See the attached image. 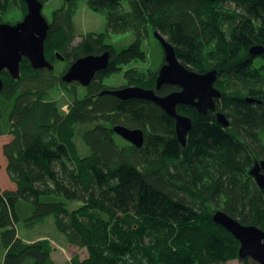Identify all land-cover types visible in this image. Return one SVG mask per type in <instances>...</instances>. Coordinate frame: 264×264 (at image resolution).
Segmentation results:
<instances>
[{"label": "trees", "instance_id": "1", "mask_svg": "<svg viewBox=\"0 0 264 264\" xmlns=\"http://www.w3.org/2000/svg\"><path fill=\"white\" fill-rule=\"evenodd\" d=\"M77 1L65 0L49 21L46 58L56 65L60 53L68 61L59 76L34 70L26 59L18 81L7 71L1 76L0 104L10 110L2 121L0 107V136H12L3 153L15 185L0 190L3 264H56L50 240L26 242L17 230L20 223L33 228L51 216L69 245L87 251L72 264H260L240 259L239 241L213 217L222 211L264 230V188L250 173L264 159V66L251 68L257 56L250 53L255 46L264 49V0H86L107 30L75 45ZM12 8L21 12L16 22L6 19ZM26 13L23 0H0V23L15 25ZM155 33L188 70L228 75L230 91L223 92L219 111L229 127L218 122L216 112L202 115L178 106L193 122L183 146L175 120L155 103L100 95L111 89L106 78L147 61L143 45L153 35L161 64L146 72L130 68L123 87L156 88L165 53ZM127 34L134 41L126 48L109 42ZM105 52L108 68L82 88V97L80 85L70 90L62 82L76 60ZM58 84L70 90L67 111L51 98ZM175 90L164 85L157 94ZM118 125L143 130V145L117 142ZM76 137L87 156H81ZM68 203L79 207L71 210Z\"/></svg>", "mask_w": 264, "mask_h": 264}, {"label": "water", "instance_id": "2", "mask_svg": "<svg viewBox=\"0 0 264 264\" xmlns=\"http://www.w3.org/2000/svg\"><path fill=\"white\" fill-rule=\"evenodd\" d=\"M70 1V0H67ZM214 2L215 0H207ZM27 6V13L23 21L13 25L0 23V92L4 89L2 73L7 71L14 80L21 78V64L28 60L34 70L47 69L53 71L55 66L49 62L45 55V42L50 30V24L43 15L44 3L39 0H23ZM156 39L161 44L166 63L162 66L155 89H145L136 86H125L117 89L105 90L100 95H112L122 100L142 99L155 103L165 113L175 120V130L178 141L186 145V137L191 130L193 122L186 115L179 114L177 107L191 105L198 113L206 115L208 111L215 109V98L221 94L214 87L217 80V72L198 74L188 70L177 58L174 47L159 33H155ZM263 47H252L250 53L253 56L262 55ZM56 57L64 60L60 53ZM110 62V53L101 55H88L76 60L67 72L62 76V82L71 84L79 83L89 86L97 73L105 71ZM173 85L181 88L165 96L157 92L164 85ZM249 103L253 100L247 99ZM218 122L224 127L230 123L224 114L217 115ZM114 132L140 148L144 142V131L141 129H129L118 125ZM260 188H264V159L256 162L250 171ZM213 220L215 223L227 229L240 243V259L251 258L260 264H264V230L252 225H243L232 216L219 211Z\"/></svg>", "mask_w": 264, "mask_h": 264}, {"label": "rangeland", "instance_id": "3", "mask_svg": "<svg viewBox=\"0 0 264 264\" xmlns=\"http://www.w3.org/2000/svg\"><path fill=\"white\" fill-rule=\"evenodd\" d=\"M65 3V0H49L44 5L43 15L49 21L53 18V12L60 9ZM13 11L9 12L8 17L6 18L8 21H18L21 17V12L16 8H12ZM74 16V26H75V45L79 43L86 35L91 33H102L107 30V22L104 17L94 13L91 11L87 5L86 0H78L77 8ZM154 36V35H153ZM153 36H151L148 40L145 41L143 45L144 51L148 54V59L146 62L141 63H131L127 66L122 67V71L113 74L112 76L106 78L104 80V84H107L108 87L116 86L122 87L126 84V80L124 78V73L130 68H138L142 72H146L149 69H157V67L162 62V50L158 47L156 41ZM134 41V37L132 34H127L123 36H112L109 40L111 44H114L117 49H123L128 47ZM74 45V44H73ZM66 57L64 60L56 58V65L53 71L50 74L54 77L60 75L62 70L66 67ZM18 81V80H17ZM61 82V81H60ZM94 82V80L92 81ZM92 82L90 85H92ZM64 83V82H63ZM66 84V83H64ZM69 86L70 90H73V85H80L79 83L73 82L71 84H66ZM89 85V86H90ZM67 86V87H68ZM87 86V87H89ZM80 97L85 93L82 88H87L85 86L80 85ZM66 87L64 88L62 84H58L51 91V98L56 100L62 107L64 111H67L69 104L72 101V97L70 94L68 95V91ZM102 92V91H101ZM0 107L3 109L4 116L2 121H4L7 117V110L9 112L10 108L7 104H0ZM0 108V112L2 109ZM12 139L10 135L0 136V190L5 191L8 189H15V185L10 180L7 174V160L3 153V147ZM117 142L120 144H124V140L119 136L116 137ZM75 142L80 150L81 156L85 157L89 154L88 148L84 145L80 137L75 138ZM69 209H75L79 207V204L68 203ZM18 234L21 239L26 242H35L42 239H48L51 241V244L54 248L53 258L56 264H72V260L74 257L78 256L81 260H84L87 257V251L85 249H79L77 247L71 246L66 241L63 234H61L55 227L54 218L47 217L43 222L37 224L33 228H27L22 223L17 226ZM1 234V231H0ZM4 258V248L1 244L0 240V264H3ZM227 264H240L239 261H231Z\"/></svg>", "mask_w": 264, "mask_h": 264}, {"label": "flooded vegetation", "instance_id": "4", "mask_svg": "<svg viewBox=\"0 0 264 264\" xmlns=\"http://www.w3.org/2000/svg\"><path fill=\"white\" fill-rule=\"evenodd\" d=\"M165 63H166V61H165ZM164 63V64H165ZM55 65V64H54ZM264 66V59L262 58V56L260 55L259 57L257 56L256 58L255 57H253V61H252V64H251V68H253V69H261V67H263ZM40 70H44V69H40ZM45 70H47V69H45ZM212 71H216L217 72V80H216V82H215V84H214V87L217 89V91H219V92H221L220 94V96L219 97H217V98H215V109L213 110V112H216V114H219V113H221V111H219V110H222L221 108H220V106H219V103H220V99L222 98V94H223V92H225V91H230V89H228L226 86V84H225V82H224V79H226V77H228V75H226V74H224V73H221L220 72V70L219 69H211V70H209V71H206V72H204V73H198V72H196V73H198V74H207V73H209V72H212ZM262 72H264V71H262ZM262 75H264V73L262 74ZM93 83V82H92ZM167 86H169V87H175L176 88V90L175 91H181V88L180 87H178V86H173V85H169V84H167ZM123 87V86H122ZM122 87H116V86H111V89H117V88H122ZM245 89H247L246 88V86H245ZM108 90H110V89H108ZM174 91V92H175ZM180 106H183V105H180ZM187 107H192V108H194V109H196L195 107H193V106H191V105H187ZM218 108V109H217ZM197 110V109H196ZM211 111V110H210ZM198 112V111H197Z\"/></svg>", "mask_w": 264, "mask_h": 264}]
</instances>
